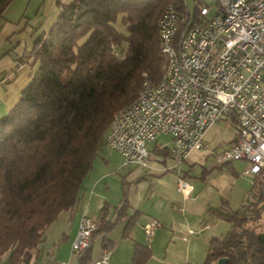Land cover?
Wrapping results in <instances>:
<instances>
[{
	"label": "trees",
	"instance_id": "obj_1",
	"mask_svg": "<svg viewBox=\"0 0 264 264\" xmlns=\"http://www.w3.org/2000/svg\"><path fill=\"white\" fill-rule=\"evenodd\" d=\"M12 1L0 0V19ZM170 2L185 10L183 0L58 4L51 31L30 54L37 69L17 104L0 118V255L9 251V264L29 260L58 215L76 208L99 147L107 143L110 121L137 97L143 73L152 81L163 77L158 20ZM119 15L128 35L116 29ZM125 40L128 48L120 55ZM253 182L252 194L237 210L225 201L208 209L232 228L211 239L203 264L221 258L224 264H264V179ZM102 213L90 245L78 254L80 264H87L92 241L114 226ZM102 241L112 248L107 237ZM148 251L137 243L134 264H143Z\"/></svg>",
	"mask_w": 264,
	"mask_h": 264
},
{
	"label": "crops",
	"instance_id": "obj_2",
	"mask_svg": "<svg viewBox=\"0 0 264 264\" xmlns=\"http://www.w3.org/2000/svg\"><path fill=\"white\" fill-rule=\"evenodd\" d=\"M72 1L13 0L6 6L0 19V118L17 104L37 69L30 54L36 41L51 31L58 4ZM234 116H222L205 130L204 146L193 148L179 165L170 153L172 138L168 134L148 145L151 158L145 168L126 164L123 155L106 143L112 151L99 152L94 159L76 208L58 215L57 220L63 218L64 223L51 242V251H43L41 243L29 260L19 264H45L52 256L80 264L82 255L72 253L71 241L81 215L96 218L102 212L114 226L92 241L87 264L97 261L106 249L104 237L112 243L109 264L134 263L137 243L150 253L148 258H140L143 264H203L211 239L223 237L232 228L230 221L208 209L225 201L229 210H237L249 199L255 183V175L244 173L246 160L222 162L217 157L238 138ZM181 177L193 185L190 196L178 189ZM151 220L159 224L148 239L143 225ZM190 230L195 232L189 236ZM3 255L0 264H9L11 253L4 260Z\"/></svg>",
	"mask_w": 264,
	"mask_h": 264
},
{
	"label": "built area",
	"instance_id": "obj_3",
	"mask_svg": "<svg viewBox=\"0 0 264 264\" xmlns=\"http://www.w3.org/2000/svg\"><path fill=\"white\" fill-rule=\"evenodd\" d=\"M194 1V12L183 0L184 11L170 2L160 13L165 73L159 81L143 73L137 97L110 121L107 144L126 164L145 168L151 158L148 145L168 134L179 165L193 148L204 146L205 130L220 117L235 115L238 138L217 157L222 162L244 159V173L264 179V0ZM177 185L190 196V181L181 177ZM81 216L72 253L90 245L97 227L95 218ZM158 224L151 220L143 225L148 239ZM110 253L104 249L92 264H109ZM45 264L72 263L52 256Z\"/></svg>",
	"mask_w": 264,
	"mask_h": 264
},
{
	"label": "rangeland",
	"instance_id": "obj_4",
	"mask_svg": "<svg viewBox=\"0 0 264 264\" xmlns=\"http://www.w3.org/2000/svg\"><path fill=\"white\" fill-rule=\"evenodd\" d=\"M186 1H187V3L190 6L191 11L194 12L195 11V1L194 0H186ZM203 1H206L208 4H214L216 0H203ZM115 26H116V29H118L124 35H128V29H126L127 25L124 24V22H123V16L119 15V18L115 22ZM126 41L127 40L123 41V43H122L123 51L121 52L120 55L125 54L126 51H127L128 42H126ZM99 150H100L99 151L100 153H103L105 151H107V152L112 151L105 144L102 145L101 147H99ZM117 156H119V155L117 154ZM260 206L262 207V204H260ZM63 223H64L63 218H60V220L55 221L54 224H51L50 227L46 229L45 237H44L45 241L42 242L43 245L41 246L43 248V251H45V252L51 251V247H52V244H53L51 242H53L56 239V237L58 235V232L60 231V228L62 227ZM8 254H9V251L4 253V255L1 256L2 260H4L5 257H7Z\"/></svg>",
	"mask_w": 264,
	"mask_h": 264
},
{
	"label": "water",
	"instance_id": "obj_5",
	"mask_svg": "<svg viewBox=\"0 0 264 264\" xmlns=\"http://www.w3.org/2000/svg\"><path fill=\"white\" fill-rule=\"evenodd\" d=\"M226 261V258H221L219 259L217 262H215L216 264H224L223 262Z\"/></svg>",
	"mask_w": 264,
	"mask_h": 264
}]
</instances>
